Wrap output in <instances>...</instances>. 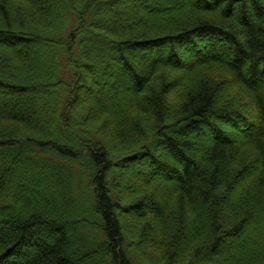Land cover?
<instances>
[{
  "label": "trees",
  "instance_id": "obj_1",
  "mask_svg": "<svg viewBox=\"0 0 264 264\" xmlns=\"http://www.w3.org/2000/svg\"><path fill=\"white\" fill-rule=\"evenodd\" d=\"M0 264H264V0H0Z\"/></svg>",
  "mask_w": 264,
  "mask_h": 264
},
{
  "label": "rangeland",
  "instance_id": "obj_2",
  "mask_svg": "<svg viewBox=\"0 0 264 264\" xmlns=\"http://www.w3.org/2000/svg\"><path fill=\"white\" fill-rule=\"evenodd\" d=\"M99 95V94H98ZM125 171H127V170H125Z\"/></svg>",
  "mask_w": 264,
  "mask_h": 264
}]
</instances>
